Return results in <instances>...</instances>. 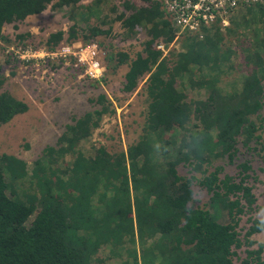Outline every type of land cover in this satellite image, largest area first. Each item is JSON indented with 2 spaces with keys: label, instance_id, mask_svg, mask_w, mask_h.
Listing matches in <instances>:
<instances>
[{
  "label": "trees",
  "instance_id": "obj_1",
  "mask_svg": "<svg viewBox=\"0 0 264 264\" xmlns=\"http://www.w3.org/2000/svg\"><path fill=\"white\" fill-rule=\"evenodd\" d=\"M81 1L0 0V42L10 43L5 26L17 28L50 3L54 9L69 8L73 24L66 39L76 40V26L96 17L104 0ZM141 2L125 1L130 14L120 12L113 21L130 35L138 27L145 30L142 52L131 58L126 51L105 55L99 48L96 58L103 76L108 68L114 73L127 65L124 92H133L145 76L142 132L122 152L110 153L104 146L93 156L79 151V142L115 111L100 93L92 99L99 107L68 125L57 146H45L30 175L25 161L1 154L0 264H105L104 247L108 259L121 258L119 264H235L234 257L241 264H264V244L252 238L264 231V221L248 218L244 232L239 226L242 216L257 208L251 166L240 162L229 174L213 163L232 164L241 147L255 150L253 144L261 141L264 4L231 15L223 30L214 24L202 38L185 35L180 48L165 57L155 46L159 41L168 46L175 33L158 1ZM107 21L103 16L82 28L88 32L82 42L111 34V25L101 28ZM64 34L61 29L50 33L45 49L54 51ZM28 37V32L15 36ZM236 53L242 56L239 64L233 62ZM236 69V80L224 82ZM188 89L205 95L188 99ZM25 110V103L0 91V125ZM66 154L73 157L70 164ZM181 163L189 167V176L179 174ZM24 177L27 183L16 188ZM193 183L208 194L203 207L193 205Z\"/></svg>",
  "mask_w": 264,
  "mask_h": 264
},
{
  "label": "rangeland",
  "instance_id": "obj_2",
  "mask_svg": "<svg viewBox=\"0 0 264 264\" xmlns=\"http://www.w3.org/2000/svg\"><path fill=\"white\" fill-rule=\"evenodd\" d=\"M55 1L53 0V3ZM124 1L135 6L141 4L140 0H104L99 6L100 12L96 17L91 16L89 21H80L76 26L78 34L76 40L66 39L67 31L73 24L68 17L69 8L64 6L62 9H54L52 3L40 14L26 17L24 21L18 23L17 28H14L13 24L3 28V33L10 43L0 42V79L2 80L0 91H7L15 99L21 100L26 104V110L0 125V155L4 153L25 161L27 175L31 174L34 161L41 157L45 146H57L58 138L68 125H73L85 112L99 107L92 99L100 93L107 96L115 111L110 115H104L99 126L79 142L77 146L79 151L84 155L93 156L99 147L104 146V149L110 153L122 152L129 144L136 141L142 132L146 115V94L143 89L145 76L133 92L127 93L122 91L124 74L128 68L126 64L119 66L114 73L108 68V73H104V76L102 73L93 78L87 73L86 61L80 62L75 57L79 55V51L76 52L78 44L82 43L83 36L88 33L82 28L100 23L103 16L108 21L103 23L101 28L111 25V34L96 36L94 42L105 55L110 52L126 51L133 58L137 52H142L144 41L148 38L145 30L138 27L139 29L136 28V32L130 35L126 33L120 21H113L120 12L124 11L125 15L130 14V11L123 7ZM90 2L91 0H82L80 3L87 5ZM60 29L65 34L52 51L55 53L51 54L45 49V40L50 33ZM26 32L30 33L31 37L23 40L15 38L16 34ZM186 34L187 32L179 34L177 40L169 47V51L167 50L166 53L164 51L165 57L172 56L170 50L180 48ZM24 43L28 46L23 47ZM34 45L36 50L31 48ZM29 51L34 52V55H28ZM85 55L83 54V57ZM241 57L240 53H236L233 62L239 64L242 61ZM237 76L236 69L233 74L224 77L223 81L233 82ZM186 91L188 99L203 98L205 95L203 91L191 89ZM260 116L263 118V127L260 130L261 141L253 144L255 150L246 151L241 147L232 164L226 163L225 159H215L213 162L221 163L224 172L229 174L239 170L237 164L240 162L247 161L251 166L248 173L251 175L250 184L256 197L253 206L257 208L242 216L239 225L242 232L245 230L243 226L249 224L248 218L264 221V107L260 110ZM72 159L70 154L65 155L67 163L70 164ZM177 169L181 175H190L189 167L182 163L177 165ZM26 179L24 177L17 180L16 188L22 182L27 183ZM192 190L193 205L203 207L208 200L207 192L196 183H193ZM96 213L98 214L99 210H96ZM32 219L33 216L29 218L28 223ZM226 220L227 218L223 219ZM252 238L257 243L264 244V231L255 233ZM238 253L244 258L245 253L242 250H238ZM108 254L109 251L104 247L100 255L104 257L105 264H119L121 258L108 259ZM262 256L264 260V250ZM234 263L241 264L240 259L234 257Z\"/></svg>",
  "mask_w": 264,
  "mask_h": 264
},
{
  "label": "built area",
  "instance_id": "obj_3",
  "mask_svg": "<svg viewBox=\"0 0 264 264\" xmlns=\"http://www.w3.org/2000/svg\"><path fill=\"white\" fill-rule=\"evenodd\" d=\"M166 9L174 18L175 27L181 31L184 28H194L198 26L203 19L205 22L212 20L214 12L226 10V7H233L237 0H162ZM162 48V45H158ZM68 49L70 47H67ZM79 61H86L88 64L87 73L92 77H97L102 72V66L97 60L99 50L95 44L85 45L78 48ZM83 54H86L83 57ZM28 55H34L29 51Z\"/></svg>",
  "mask_w": 264,
  "mask_h": 264
},
{
  "label": "clouds",
  "instance_id": "obj_4",
  "mask_svg": "<svg viewBox=\"0 0 264 264\" xmlns=\"http://www.w3.org/2000/svg\"><path fill=\"white\" fill-rule=\"evenodd\" d=\"M141 1L142 0H140V2ZM154 1H158L160 3L161 9L164 12L165 18L170 22V26L172 27V29H173V31L175 33V37H174L173 41L168 46H166L162 41H159L156 44V46H155L156 49L162 51L163 56H165L164 51H165V53L167 52L169 47H171L173 45V43L177 40V38L179 37V34L187 32L188 35L194 34L195 36H198L199 38H202L203 35H204V32H205V29L209 28L210 26H212L214 24L219 25L221 30H223L224 27L228 25L229 17L231 15H234L235 12L241 13V12H244V10L246 8L250 7V6H254L256 4H264V0H237L236 5H234L233 7H226L225 8L226 10H219V11L214 12V16H213L212 20H208L207 22H205L203 19H201L202 22L198 26H195L194 28H184V29H182L180 31L179 27H175L174 18H172L171 13L166 9L165 3H163L162 0H154ZM142 3L143 2H141V4ZM123 7H124V3H123ZM123 13H124V11H123ZM167 14L170 16L169 18H168ZM236 14H238V13H236ZM91 44H95L97 46L98 50L100 51L98 44H96L95 42H91L89 44H86V43L82 42L81 44H78V48L81 47V45L85 46V45H91ZM158 45H162V48H159ZM78 48H76V52L78 51ZM49 53L54 54L55 52L54 53L53 52H49ZM75 57H76V60H78L77 56H75ZM80 62H84V61H80ZM86 66L88 67V64H86ZM103 70H104V68L102 66L101 74L103 73ZM93 78H96V77H93Z\"/></svg>",
  "mask_w": 264,
  "mask_h": 264
}]
</instances>
